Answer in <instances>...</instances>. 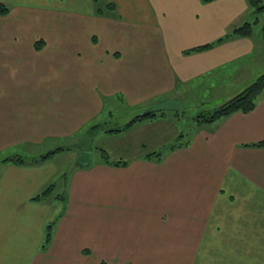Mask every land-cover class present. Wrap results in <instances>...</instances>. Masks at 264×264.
Returning <instances> with one entry per match:
<instances>
[{
    "label": "crops",
    "instance_id": "0c3cea01",
    "mask_svg": "<svg viewBox=\"0 0 264 264\" xmlns=\"http://www.w3.org/2000/svg\"><path fill=\"white\" fill-rule=\"evenodd\" d=\"M101 2L17 0L0 16V264H264V147L251 146L264 93L158 161L141 145L77 167L67 142L119 105L217 94L206 110L239 94L264 73L263 14L246 0ZM245 23L250 36L197 50ZM50 185L64 207L43 249L53 194L33 198Z\"/></svg>",
    "mask_w": 264,
    "mask_h": 264
},
{
    "label": "rangeland",
    "instance_id": "374dc122",
    "mask_svg": "<svg viewBox=\"0 0 264 264\" xmlns=\"http://www.w3.org/2000/svg\"><path fill=\"white\" fill-rule=\"evenodd\" d=\"M3 1H12V0H3ZM14 1H16L14 4H9V3H4V2H1V3L5 4V6L8 8L11 6L19 7L17 4V0H14ZM92 2L93 4L100 2L99 5L100 6L102 5L101 0H98V2H94L92 0ZM94 12L99 14L98 9L94 8ZM261 14L264 15V12H261ZM263 15L259 16L260 22H262V24L264 23V20H262L264 18ZM0 16H3V15H0ZM195 95H196L195 98H192V100H188L186 102V104L189 106L183 110H179V112L169 113L170 111H166L161 115L158 114L155 117L144 119V120H141L139 122L132 124V126L135 125V127L139 126L138 127L139 129L136 130L133 134L130 131L132 126L127 127L126 125L132 119V117H134V115H140L144 110L140 112L139 109L137 108H129L124 105H119L117 107H114L113 110H110L111 115L109 114L101 115V117L99 118L100 119L99 121L93 122L89 127L86 128V130H82L76 138L74 137L67 142L71 143L69 145L72 147L79 146L83 150L85 149L90 150L89 152L93 153V161H95L96 159L98 160L101 159L100 158L101 150L106 155H108L111 161L115 162L117 158L128 157V154L131 153L132 151V147L136 146L137 148H140L141 145H144V147H146V149H149L151 152H158V153L163 154L165 149H168L170 145L183 144L184 142L188 143L196 127L198 126V124H196L193 121V117L196 116L200 112H205V111H208L214 108V107L209 108V109L206 108V110L203 109L206 105H212L213 103L216 102L215 99L217 97V94H214L211 97L212 101L211 100L208 101L210 103L208 102L205 103V101H207L208 98L205 100V99H201L197 97V95H200L198 92H196ZM184 106L186 107V105ZM98 123L103 125V128L101 129L105 131L106 129H109L112 127L119 128V130L121 129V131L102 133L100 132L101 130H97L98 128L92 131L89 130L91 126L97 125ZM64 145H68V144L65 143ZM59 151L60 150H58L57 152ZM51 152L52 151L46 152L45 154H41L39 158L42 160L54 153H57V152H54V153H51ZM10 158H13V159L23 158L26 160L25 157L20 156V155L17 157H10ZM62 159H64V161H61ZM69 160L70 158L68 156L62 155L60 157L55 158V163L60 164V165L64 163L63 165H65V163L69 162ZM65 175L66 174H64L63 176ZM49 187H47V189ZM48 192L50 193V195L53 194L52 198H49L48 200H46V202L50 206V209L52 210L51 216L48 219V223L50 224L52 221L53 222L52 225H53L54 221H56L57 218L62 214L63 207H64V200L61 201V199L59 200L58 197L54 198V195L60 192L58 186L55 188L54 193H53V187ZM59 195H62V194L60 193Z\"/></svg>",
    "mask_w": 264,
    "mask_h": 264
},
{
    "label": "trees",
    "instance_id": "16d2710c",
    "mask_svg": "<svg viewBox=\"0 0 264 264\" xmlns=\"http://www.w3.org/2000/svg\"><path fill=\"white\" fill-rule=\"evenodd\" d=\"M94 2H98V0H93ZM203 3H208L211 2L213 0H200ZM251 12L255 15L260 14L261 12H264V0H246ZM110 6V5H109ZM9 12V8L6 7L4 4L0 3V15H6ZM252 33V26L249 23H245L242 26L234 29L230 34H228L227 36H225V38H219L218 40H216L213 43L210 44H206L200 48H198L197 50H203V49H208L210 47H212L214 44H218L222 41H224L226 38L228 37H232V36H238V37H248L250 36ZM261 35L264 38V23L261 26ZM264 93V74L259 75L258 77H256L252 83H250L246 88H244L239 94H237L236 96L232 97L231 99L227 100L226 102L214 107L211 110L205 111V112H200L198 113L196 116L193 117V121L198 124V125H202V124H210L213 122H216L222 118L228 117L234 113H248L250 111H252L256 104L257 101L260 97V95ZM164 112H159L156 114H150V115H136L134 116L128 123H127V127H131L132 124L139 122L141 120L144 119H148L151 117H155L156 115H161ZM97 128H103L102 124H97V125H93L90 127L89 130H94ZM121 131V129L119 130V128H109L106 129V132H119ZM188 143L184 142L183 144H174V145H170L168 148L169 149H174L180 146H186ZM251 146L254 147H264V139L252 144ZM58 150H62L61 148H57L55 150H53L51 153L57 152ZM100 158L101 160L105 163V164H110V165H118L119 162L115 161H111L108 157V155H106L102 150L100 151ZM46 156V155H45ZM146 158H155L157 161L160 159L161 157V153L158 152H152V153H147L145 155ZM45 158V157H44ZM10 160H12L15 163H23L25 161V159L23 158H10ZM53 187V185H50V187L42 192L40 195L36 196L35 198H33L34 200H41L43 199L45 196H47L48 194H50L48 191L51 190V188ZM58 198H60L61 200H64V196L59 195L57 196ZM51 228H52V223L48 224L46 226V231H45V238H44V242H43V249L46 248V245L49 243L50 237H51Z\"/></svg>",
    "mask_w": 264,
    "mask_h": 264
},
{
    "label": "water",
    "instance_id": "95a60500",
    "mask_svg": "<svg viewBox=\"0 0 264 264\" xmlns=\"http://www.w3.org/2000/svg\"><path fill=\"white\" fill-rule=\"evenodd\" d=\"M166 111H179V101L169 99V100H160L150 107L146 108L141 115L146 116L150 114H155L158 112H166ZM91 161V152L89 151H81L78 154V157L75 161V165L77 167H84L88 165Z\"/></svg>",
    "mask_w": 264,
    "mask_h": 264
}]
</instances>
